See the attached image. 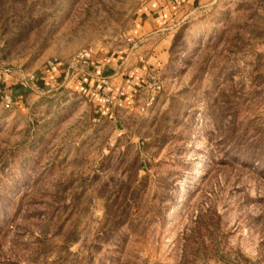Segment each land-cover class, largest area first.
Wrapping results in <instances>:
<instances>
[{"label": "rangeland", "instance_id": "obj_1", "mask_svg": "<svg viewBox=\"0 0 264 264\" xmlns=\"http://www.w3.org/2000/svg\"><path fill=\"white\" fill-rule=\"evenodd\" d=\"M139 7L0 0V264H264V0L183 11L158 99L120 120L39 86Z\"/></svg>", "mask_w": 264, "mask_h": 264}, {"label": "crops", "instance_id": "obj_2", "mask_svg": "<svg viewBox=\"0 0 264 264\" xmlns=\"http://www.w3.org/2000/svg\"><path fill=\"white\" fill-rule=\"evenodd\" d=\"M201 0H148L134 15L133 27L124 39L106 43L87 55L85 71L69 69L65 64L46 68L38 80L40 87L65 84L73 92L84 96L100 113L121 119L120 108H142L144 92L142 80L150 70L161 74L170 58L174 29L178 16L194 8ZM113 86L112 97L124 91L120 106L107 105L103 99V85ZM113 107L115 110H111ZM113 111H118L114 116Z\"/></svg>", "mask_w": 264, "mask_h": 264}, {"label": "built area", "instance_id": "obj_3", "mask_svg": "<svg viewBox=\"0 0 264 264\" xmlns=\"http://www.w3.org/2000/svg\"><path fill=\"white\" fill-rule=\"evenodd\" d=\"M140 6L143 5L148 0H138ZM174 3H180L181 0H171ZM93 49L88 48L80 51L75 57H73L68 63L67 67L69 69L78 68L80 71H85L86 67L89 65V59L87 55L92 53ZM58 63L50 62L47 68H51ZM142 87L144 92V105L151 106L159 97L161 91L163 90V82L160 74L156 70H150L142 80ZM113 86H111L107 81H104L103 85V99L107 105H117L120 106L124 99V91L119 90L117 92V98L112 97ZM4 105L9 107L12 103V99L9 95L3 97Z\"/></svg>", "mask_w": 264, "mask_h": 264}, {"label": "trees", "instance_id": "obj_4", "mask_svg": "<svg viewBox=\"0 0 264 264\" xmlns=\"http://www.w3.org/2000/svg\"><path fill=\"white\" fill-rule=\"evenodd\" d=\"M172 46V45H171Z\"/></svg>", "mask_w": 264, "mask_h": 264}]
</instances>
